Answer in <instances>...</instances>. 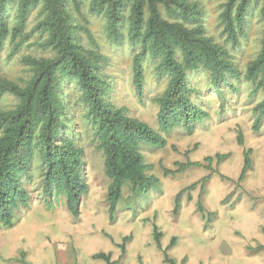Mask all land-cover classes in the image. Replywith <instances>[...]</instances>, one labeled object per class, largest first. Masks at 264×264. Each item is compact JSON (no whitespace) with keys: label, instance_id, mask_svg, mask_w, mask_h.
Segmentation results:
<instances>
[{"label":"trees","instance_id":"1","mask_svg":"<svg viewBox=\"0 0 264 264\" xmlns=\"http://www.w3.org/2000/svg\"><path fill=\"white\" fill-rule=\"evenodd\" d=\"M253 14L260 23L258 48L242 67L234 53L247 37ZM219 24L222 40L207 32L199 0H0V52L6 44L9 56L30 48L18 58L26 75L17 81L0 76V95L13 99L10 107H0V223L11 225L15 209L30 204L29 185L36 179L44 194H64L68 209L78 213V201L89 189L84 149L77 140L84 131L101 151L111 220L123 184L137 195L158 181L147 173L153 164L144 161L141 149L165 147L167 139L112 101L107 45L131 55V84L138 96L144 93L147 70L164 84L156 96L163 132L182 123L190 133L195 123L210 117L211 99L224 111L242 83L250 85L247 98L254 102L252 128L257 130L264 119V0H224ZM236 139L243 145L241 131ZM250 153L243 150L238 182L251 169ZM214 157L219 162L226 154ZM212 160L207 155L206 164L174 161L176 169L162 165V173L197 166L209 170L202 179L213 172L229 179L212 167ZM196 184L176 193L174 212L183 191ZM198 210L203 213L200 201ZM153 233L160 247L156 225ZM93 257L116 263L105 252ZM164 259L174 263L167 254Z\"/></svg>","mask_w":264,"mask_h":264},{"label":"rangeland","instance_id":"2","mask_svg":"<svg viewBox=\"0 0 264 264\" xmlns=\"http://www.w3.org/2000/svg\"><path fill=\"white\" fill-rule=\"evenodd\" d=\"M199 1L207 32L222 40L219 12L224 0ZM247 31L234 53L242 67L258 48L260 23L256 14L251 16ZM4 46L0 76L17 81L26 75L18 58L30 48L9 56L7 44ZM105 47L113 62L105 70L113 81L112 101L167 139L165 147L148 144L141 149L144 161L153 164L147 173L158 181L137 195L123 184L111 220L106 201L109 179L101 151L83 130L77 140L84 149L89 189L78 201V213L68 209L64 194L53 191L46 195L40 180H34L29 185L30 204L15 209L11 225L0 223V264H107L93 257L98 252L110 254L115 264H169L165 254L173 264L182 260L183 264H264V119L257 130L252 128L254 102L247 98L249 83L240 85V93L231 96L232 106L224 111L219 112L216 99H211L207 108L210 117L195 123L190 133L182 123L163 132L156 120V96L164 84L154 81L152 70H147L144 93L138 96L131 84V55L126 49ZM12 104V98L0 95V107ZM238 131L243 134V145L237 142ZM247 148L251 149V169L238 182L243 150ZM216 153L226 157L217 162ZM207 155L213 156L212 167L229 179L216 172L202 179L209 170L197 166L167 176L162 173V165L176 169L174 161L189 159L206 164L203 158ZM194 182L196 186L183 191L174 212L176 193ZM198 201L203 213L198 210ZM154 225L162 233L160 247ZM259 245L262 247L258 249Z\"/></svg>","mask_w":264,"mask_h":264}]
</instances>
